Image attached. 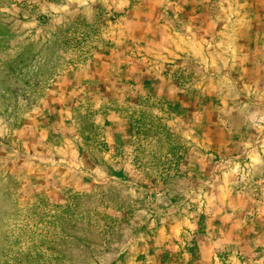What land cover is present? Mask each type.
<instances>
[{
	"label": "rangeland",
	"instance_id": "rangeland-1",
	"mask_svg": "<svg viewBox=\"0 0 264 264\" xmlns=\"http://www.w3.org/2000/svg\"><path fill=\"white\" fill-rule=\"evenodd\" d=\"M0 264H264V0H0Z\"/></svg>",
	"mask_w": 264,
	"mask_h": 264
}]
</instances>
